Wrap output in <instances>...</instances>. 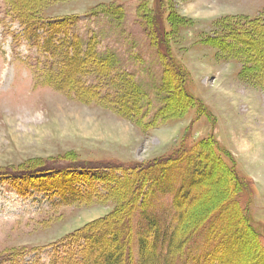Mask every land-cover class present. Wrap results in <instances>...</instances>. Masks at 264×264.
I'll return each instance as SVG.
<instances>
[{"label":"rangeland","instance_id":"rangeland-1","mask_svg":"<svg viewBox=\"0 0 264 264\" xmlns=\"http://www.w3.org/2000/svg\"><path fill=\"white\" fill-rule=\"evenodd\" d=\"M108 8L115 16L102 12ZM37 10L51 21L75 17L61 35L113 54L115 71L138 89L133 97L138 110L129 118L78 87L59 91L41 72L42 44L23 35L6 0H0V264H50L59 242L115 215L117 199L79 201L94 189L104 194L98 178L107 172L82 170L81 164L147 165L206 145H214L222 163L205 160L207 175L197 184V200L181 228H190L187 221L191 229L201 225L219 208L228 194L225 169L235 167L244 181L243 189L233 184L242 195L240 207L264 232V74L257 67L264 65V0H46ZM156 12L162 13L166 33L175 30L166 34L167 57L152 42L158 38L152 25ZM258 18L262 33L251 26L258 63L246 64L239 46L225 37L232 26ZM170 56L183 80L173 93L179 80L171 79L168 87ZM113 81L123 87L118 75ZM233 234L225 259L251 261L253 240L235 224ZM260 242L264 248V239ZM106 243L104 237L94 245L89 259L105 264ZM247 252L250 259L242 260ZM158 259L154 255L147 264ZM78 261L75 255L73 264Z\"/></svg>","mask_w":264,"mask_h":264},{"label":"trees","instance_id":"trees-1","mask_svg":"<svg viewBox=\"0 0 264 264\" xmlns=\"http://www.w3.org/2000/svg\"><path fill=\"white\" fill-rule=\"evenodd\" d=\"M44 1L46 0H6L11 16L24 31L23 35L32 34L36 38L31 41L37 45L42 44L40 51L45 66L42 74L45 73L49 80L54 81L59 91L78 87L80 93L85 91V95L93 101L103 102L133 118L138 110L137 98L133 99L138 89L128 86L123 74L115 71L117 61L114 55L99 52L90 42L83 44L78 38L68 34L61 35L65 26L76 18H62L60 22L43 18L37 8ZM102 12L115 16L113 8ZM162 17L161 12H156L152 19L159 38H153L152 42L155 40L159 54L167 57L169 52L166 34L171 35L175 30L171 27L173 30L166 33ZM260 20L258 18L250 20L248 24L234 25L228 29L229 35L225 37L227 42L239 46L240 57L246 56L242 59L246 64L258 63L255 56L260 51L253 41L256 33L252 30L254 28L262 33L258 29ZM72 23L74 25L75 22ZM220 35L224 37L223 33ZM169 60L170 65L165 71L168 87L172 85L171 79L179 80L176 87L171 89L173 93L183 83L182 70L171 56ZM258 66L264 74V65L257 64ZM117 75L122 80V88L114 84L113 79ZM91 78L95 81L87 83ZM110 89L113 90L112 93ZM208 158L216 164L218 161L222 163L214 155V145H206L196 150L184 151L179 157L170 155L162 161L147 165L126 166L121 163L100 169L101 167L81 164L82 170L90 168L107 172L98 178L104 194L94 189L79 201H93V197H99V201L117 199V212L106 222L90 225L59 242L60 246L52 255L50 264H73L75 255L79 258L75 264H96L89 258L94 245L104 237L109 238V243L105 244V264H147V260L154 255L161 257L155 264H232L225 258L231 253L229 244L234 239V224L241 232L247 233L255 245L254 258L251 257V261L243 264H264V248L260 242V239H264V232L254 227L249 210L240 207L238 198L242 195L237 193L233 184L243 189L244 181L235 167L226 170L220 164L228 178V194L219 208L193 229L187 221L186 227L190 226L191 229L189 233V229L181 228L191 204L197 200V184L207 175L209 166L205 160ZM182 164L184 167L180 168ZM205 166L208 167L204 168ZM160 179L165 185H159ZM148 243L153 244L151 251L146 250ZM250 256V252H247L242 260L245 257L250 259Z\"/></svg>","mask_w":264,"mask_h":264}]
</instances>
